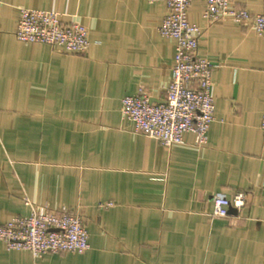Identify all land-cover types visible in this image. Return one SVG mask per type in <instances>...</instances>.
Returning <instances> with one entry per match:
<instances>
[{
	"label": "crops",
	"instance_id": "obj_1",
	"mask_svg": "<svg viewBox=\"0 0 264 264\" xmlns=\"http://www.w3.org/2000/svg\"><path fill=\"white\" fill-rule=\"evenodd\" d=\"M21 7L82 23L87 51L18 40ZM204 7L193 0L187 16L214 63L215 118L204 144L186 131L166 146L121 112L139 88L165 96L176 40L158 31L164 1L0 0V223L29 203L66 206L90 244L35 257L0 240V264H264V41L250 22H206ZM239 191L241 207L213 215L214 194Z\"/></svg>",
	"mask_w": 264,
	"mask_h": 264
},
{
	"label": "built area",
	"instance_id": "obj_2",
	"mask_svg": "<svg viewBox=\"0 0 264 264\" xmlns=\"http://www.w3.org/2000/svg\"><path fill=\"white\" fill-rule=\"evenodd\" d=\"M154 1V0H152ZM166 11L158 26L162 36L176 40L171 79L160 102H153L150 93L139 88L135 94L121 99V112L133 123V130L170 146L183 141V133L191 131L195 144H204L207 131L215 118L212 69L214 63L197 54L201 27L190 22L187 9L193 0H162ZM202 17L206 22L233 19L250 22L264 41V7L251 13L233 0H203ZM18 40L60 46L68 52L84 53L90 41L85 25L79 21L62 22L60 13L52 9L21 7L14 31ZM264 133V110L260 119ZM245 195L235 192L231 197L212 196L213 215L227 216L229 207H241ZM107 202L104 206L111 205ZM27 215H15L0 223V240L10 249H27L33 256L44 253L86 251L90 244L80 213L66 206L52 209L29 203ZM228 264V263H213Z\"/></svg>",
	"mask_w": 264,
	"mask_h": 264
}]
</instances>
